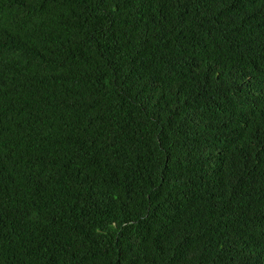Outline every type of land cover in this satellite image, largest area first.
I'll list each match as a JSON object with an SVG mask.
<instances>
[{
    "label": "trees",
    "instance_id": "16d2710c",
    "mask_svg": "<svg viewBox=\"0 0 264 264\" xmlns=\"http://www.w3.org/2000/svg\"><path fill=\"white\" fill-rule=\"evenodd\" d=\"M0 264H264V0H0Z\"/></svg>",
    "mask_w": 264,
    "mask_h": 264
},
{
    "label": "clouds",
    "instance_id": "9594fccd",
    "mask_svg": "<svg viewBox=\"0 0 264 264\" xmlns=\"http://www.w3.org/2000/svg\"><path fill=\"white\" fill-rule=\"evenodd\" d=\"M257 100H258L257 98H252V99H250L249 101H257ZM252 105H253V109H254V110L258 107L257 103L252 104Z\"/></svg>",
    "mask_w": 264,
    "mask_h": 264
}]
</instances>
